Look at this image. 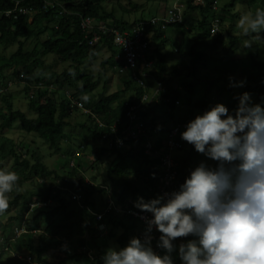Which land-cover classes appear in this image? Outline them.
Returning <instances> with one entry per match:
<instances>
[{"label": "trees", "instance_id": "trees-1", "mask_svg": "<svg viewBox=\"0 0 264 264\" xmlns=\"http://www.w3.org/2000/svg\"><path fill=\"white\" fill-rule=\"evenodd\" d=\"M17 1H21L26 6H33L38 10V13L32 18L29 15H20L17 19L6 17L3 13L12 10ZM54 1L55 4L53 6H49L44 10L42 9L43 0H0V44L4 46L18 44L17 51L11 57H0V60L4 61V65L0 67V76H3L5 70L10 71V79L27 84V93L31 90L30 84L33 82L42 83L45 86L42 89H37L34 97L28 95L29 109L35 115L34 118H30L25 112L15 109L11 98L2 94L3 101L6 104V111L4 113L0 112V117L3 119L0 131L3 134L6 129L12 128L14 123L19 122L22 130L28 133H35L49 145L51 150L60 153L65 136V128L69 125L68 119L73 112L78 111L70 108L69 100L64 93L67 90H73V96L83 100L86 108L92 112L88 115V122L81 124V128L87 129L95 140H104L108 144L114 140V135L109 128H99L96 123V117L105 125L116 124L118 134L122 136L123 131L129 124L127 118L129 107L137 105L145 91L133 81L130 73L125 71L121 74L123 88L113 93L103 91L97 97H89V94L97 90L99 84L98 80L93 79L92 72L87 70L89 63L104 49H108L112 52V58L110 59L112 66H116L115 58L120 57L121 54L113 45L112 34H101L98 31H94L92 34L87 35L81 28V20L83 17H91L97 22H106L110 18L113 20L111 26L120 30L131 27L133 24L118 20L113 13L104 11L103 4L111 0ZM237 3L254 6L257 4V0H229V3L225 4L222 9V12L228 16L223 18L224 24L227 19H230L232 25H234L241 17L240 13L232 11ZM135 8H138V5ZM212 17L213 13L208 7L202 8L189 5V9L185 13L184 22L171 26L178 29H187L191 32L197 30L199 41H195L196 43L189 51V56L192 58V65L189 71L194 76H196L200 68L199 65L201 66V63H203L202 60L205 63L209 59L208 54L199 51L197 46L212 49L223 43V32L215 37L211 35ZM143 19H138L135 22L143 21ZM149 30H154V34L150 38L148 56L150 60L155 61L149 85L155 82L161 84L162 87L161 96L158 103H155L156 106L154 108L164 109L162 115L166 123L168 121H173L176 125L189 123L187 120L181 122L176 119L175 107L180 105L181 102L179 91L173 89L170 86V82L179 75L180 71L175 69L168 72L167 55L163 52L164 44L168 43V39L165 37L166 31L154 28ZM96 34L100 36V40L96 45L92 46L89 42ZM211 38H215V40L209 44L208 41ZM31 39L39 41L41 47L39 51L28 52L25 50L26 42ZM235 44L236 40H233L231 47L234 49ZM234 49L227 53H232ZM48 55H55L62 62L69 63L68 69L50 78L37 76L35 69L41 66L40 72H42L46 68L44 58ZM73 69L75 70L74 75L71 72ZM222 70L224 74H226V71L227 73H238L244 76L249 83L242 93L233 97V102L236 105L240 103V97L244 93H249L251 99L255 97L258 103L264 107V61H260L254 56L236 60L230 59L224 62ZM7 83L8 81L6 80L5 84L7 85ZM47 86L48 88L45 89ZM52 86L62 91L59 93V99H57L58 96L56 97L55 92L49 89ZM180 87L189 94L186 97L187 105L203 110L204 113L220 104V102H217L210 105L207 100L194 103L190 95L195 88V84L192 82H184ZM128 92L134 93L135 97L125 99V95ZM85 96L88 97L87 100L83 99ZM176 101L179 104H176ZM151 104L153 103H150L147 107H150ZM154 108L152 110H155ZM151 115V112L143 109L142 116L145 121V129L148 132V138L145 136L137 139L128 138L125 147L122 149L102 147L96 153L97 158L105 154L115 156V160L108 168L107 176L111 181V191H115L117 204L128 210L140 211L135 206L138 200L143 198L144 201H147L152 197L157 198L162 186L160 160L147 154L146 144L148 140L153 143L152 152L159 149L167 140L170 128H167L166 125L159 128L160 124L157 121L160 118L155 115L151 117ZM159 130L166 132V139L163 140L153 135L154 132ZM176 139L179 140L177 137ZM81 147L83 146L79 147L80 151ZM84 149L85 147L82 150ZM21 151L13 139L4 135L0 137V158L12 161L13 172H16L19 176L17 188H14L13 192L8 194H15V197L10 201V208L7 212L12 210V208H17L16 217H12L10 221H19L20 225L27 217L26 228L28 233L21 235L15 241L13 249L20 253L26 251L35 260L46 264V255L50 251L65 252V246L68 243L79 242L80 253L69 255L58 264H64L68 260H76L82 256H86L91 261V264H103V257L109 249V238L107 236H99L96 229L98 222L93 212H103L108 202H104L102 210H98L93 196L96 191L106 193L107 187L91 186L86 184L84 179H77V170L75 169L66 174L49 169L36 154H33V160H30ZM175 161L178 163L179 176L171 187L167 189L168 193L179 191L180 186L190 177L186 172L188 159H185L183 164L177 160ZM33 178L42 181L41 184L46 186L43 192L39 195L32 192L20 193L24 183ZM61 181L63 182L62 186L60 185ZM71 191L82 196L80 203L71 199ZM34 196H38L39 199L34 201ZM49 201H51V205L48 207H40L31 211L33 203ZM33 212L35 214L29 218L28 215ZM103 222L108 225L109 229L112 228L111 231L109 230V237H117L118 243L122 248L126 247L132 238H136L137 230L144 225L132 215H117L114 211L106 215ZM118 229L122 230L119 235L116 232ZM11 232H13L12 229ZM11 232L10 235L4 238V243H0V248L11 241L13 238ZM35 234H37L36 242L33 241ZM192 239H195V237L178 238L174 241L176 245V251L172 254L174 264H182L179 257L181 241ZM85 246L94 250L95 257L93 260L83 252ZM165 254L164 250L163 255ZM11 260L16 264H29L14 257Z\"/></svg>", "mask_w": 264, "mask_h": 264}, {"label": "clouds", "instance_id": "clouds-1", "mask_svg": "<svg viewBox=\"0 0 264 264\" xmlns=\"http://www.w3.org/2000/svg\"><path fill=\"white\" fill-rule=\"evenodd\" d=\"M187 4L185 13L192 5L190 0ZM237 27L244 36L259 38L264 32V8L242 14ZM245 46L250 47L251 41L246 40ZM117 63L116 69L121 65L120 60ZM181 138L215 161L216 167L201 162L179 191L150 201L140 198L135 206L154 217L146 219L143 240L132 238L122 249L109 248L104 264H174V241L189 236L195 239L179 245L182 264H264V107L251 104L250 94L244 93L234 114L218 104L190 121ZM18 180L16 172L0 169V215L10 208L8 194ZM154 228L162 234L158 246L165 255H157L151 247ZM15 241L9 242L13 252Z\"/></svg>", "mask_w": 264, "mask_h": 264}, {"label": "rangeland", "instance_id": "rangeland-1", "mask_svg": "<svg viewBox=\"0 0 264 264\" xmlns=\"http://www.w3.org/2000/svg\"><path fill=\"white\" fill-rule=\"evenodd\" d=\"M264 0H257V4L254 6H248L244 3H237L234 13L245 14L247 12L254 13L257 8H264ZM225 3H229L226 0ZM173 4V0H111L103 4L104 11L106 13H113L115 18L118 20L133 23L138 19L149 20L152 17L158 16L165 7H169ZM138 5V8H135ZM1 18V14H0ZM240 19V18H239ZM238 19V20H239ZM232 25L230 19H227L223 26L222 39L223 43L219 44L217 47L212 49H206L204 46H197L199 51L206 52L209 56L208 61L202 60L201 66L199 65V70L194 76L190 73L189 68L192 65V58L189 56V51L191 47L197 42V30L194 32L188 31L187 29H178L175 27H168L166 31V38L168 43L164 44L163 52L167 55L168 60V72L178 69L179 75L173 78L170 82V86L173 89L179 91V99L181 104L175 107L176 119L181 122L192 121L198 115H203L204 111L193 106H189L186 103V97L189 95L186 90H183L179 86L184 82H192L195 84L194 92L191 95L194 103L207 100L210 105L220 102L225 107L229 109V112L234 114L237 110L239 104L233 102V97L239 95L243 92L245 87L249 84L244 76L238 73H223L222 66L224 62L230 59H240L248 58L254 56L260 61H264V32H262L259 38H255L256 34H251L250 36H244L241 29L237 27V22ZM107 22H113L112 19H108ZM215 38H211L208 43L211 44ZM233 40H236L235 49L231 47ZM250 40L251 46H245V41ZM196 41V42H195ZM199 41V40H198ZM39 41L31 39L26 42L25 50L28 52L39 51L40 45ZM18 49V44L12 46H4L0 44V57L9 58ZM232 53H227L231 50ZM112 52L108 49H104L99 53L96 58L89 63L87 67L88 71L92 72V77L99 81L97 90L89 97H97L100 92L106 91L107 93H113L117 90L123 88L121 81V74L118 72L116 67L118 66L117 60H115V65L112 66ZM45 69L41 71V66L35 69V73L44 78H50L53 75H59L63 73L69 67V63L62 62L55 55H48L44 58ZM4 65V61L0 60V67ZM72 74L74 75L75 70L73 69ZM11 72L8 70L4 71L3 76H0V85L6 88L5 95L11 98L12 104L15 109H19L25 112L28 117L34 118L35 115L29 109V96L30 91H26V83L17 80L10 79ZM230 78H232L230 80ZM6 80L8 81L7 85ZM245 82L243 87H230V84L239 85L240 82ZM37 83L33 82L30 86H35ZM156 86L157 83L154 82ZM48 86L45 88L47 89ZM55 92L57 99H59V93L62 91L58 90L57 87H49ZM36 89H34L35 91ZM50 91V90H49ZM74 92L73 90H70ZM65 93V92H64ZM131 92L125 95V99L130 98ZM3 96L0 95V112L4 113L6 111V104L3 101ZM251 104H259L257 99L254 97L251 99ZM260 105V104H259ZM159 115L164 112V109H158ZM3 119L0 117V125ZM69 125L65 128V136L61 145V152L56 153L51 150L49 145L39 138L35 133H28L20 128L19 122L13 124V127L6 129L1 136H7L13 139L21 149L22 153L26 158L33 160L32 155L36 154L41 158L43 163L52 170L59 171L61 174H66L71 172L73 169L77 170V179H87L88 182H94L97 187L103 186L107 187L106 193L95 192L93 200L95 201L98 210H102V204L108 202L109 196L112 195L115 199V191H111V181L108 179L107 172L111 163L115 160V156L105 154L97 158V150L102 147H108V144L104 140H95L89 133L87 129L81 128V124L88 122V115L83 111H75L68 119ZM167 128H171L176 124L173 121L165 122ZM186 128H181L180 133L177 138L181 141L184 148L181 150H175L172 156L175 160L180 163H184L185 159H188V164L186 167V172L190 175L194 168L198 167L201 162L207 163L211 167H216V162L208 159L203 154L198 153L195 147L188 144L181 138L182 132ZM155 137L166 139L167 135L164 130H159L153 133ZM80 146L85 147L84 150L79 149ZM80 152L81 154L75 155V153ZM75 162V166H71V162ZM79 162V163H78ZM80 164V166H79ZM94 165V166H93ZM0 169H6L8 171H14V166L12 161L3 160L0 158ZM49 183V182H48ZM47 183V184H48ZM63 185V182H60ZM45 185L41 184L40 180L33 178L27 180L20 193L32 192L37 195L41 194L45 189ZM113 193V194H112ZM68 194V193H67ZM108 196V198H107ZM15 194H10L9 198L12 201ZM34 201L39 199L38 196L33 197ZM35 212L28 215L31 218ZM17 215V208H12L9 212L4 215H0V242L2 239L10 235L11 229L19 225V221H10V219L15 218ZM25 218V217H24ZM112 228L109 230L111 231ZM117 234H121L122 230H116ZM12 233V232H11ZM108 233H110L108 231ZM108 239L109 248L122 249L118 243L117 237H109ZM34 242L37 241V234H35ZM188 241L182 240L181 243H187ZM180 243V244H181ZM79 242H71L65 246V252L50 251L46 255L48 264H58L64 260L69 255L75 253H80ZM24 255H29L28 252L24 251ZM12 255V254H11ZM9 253L5 254L0 261V264H16L12 261V256ZM104 262V261H103ZM46 263V264H47ZM64 264H91V261L86 257L82 256L76 260H68ZM104 264V263H103Z\"/></svg>", "mask_w": 264, "mask_h": 264}, {"label": "built area", "instance_id": "built-area-1", "mask_svg": "<svg viewBox=\"0 0 264 264\" xmlns=\"http://www.w3.org/2000/svg\"><path fill=\"white\" fill-rule=\"evenodd\" d=\"M43 8L47 9L49 6H53L55 4L54 0H43ZM189 0H174L173 4L169 7H166L164 11L158 16L152 17L149 20L138 21L133 23L131 27H127L125 29H116L113 28L109 23L102 21H95L91 17H83L81 20V28L85 34H92L94 31H98L101 34H112L113 35V45L118 49L121 56L119 60L121 65L118 67V72L123 74L125 71H128L131 75L133 81H135L140 87L146 90L147 85L146 81L150 77V73L154 67V61L149 59V51H150V38L154 34V30H149L154 28L156 30L165 31L170 25L183 23L184 21V13L187 9ZM192 5H197L200 7H208L210 11L213 13V17L211 18V26L210 31L212 36H216L217 34L222 32L223 29V18L228 17L226 14L222 12L221 1L222 0H190ZM38 13V10L33 6L23 5L21 1H17L15 7L12 10L6 11L3 14L6 17H14L17 19L20 15H29V17H34ZM100 40V36L98 34L94 35L93 39L89 42L90 45L94 46ZM23 77V76H21ZM45 87L42 83L36 84L35 86H30L31 97H34L35 91L37 89H42ZM34 89H36L34 91ZM6 91L5 87L0 88V95L4 94ZM162 91V87L159 84L154 95L151 97L147 93H145L142 99L138 102L137 105H131L127 111L128 118V126L123 131V135L120 136L118 134L117 125H105V123L101 122L96 116V123L98 127L101 129L109 128L111 129L112 134L114 135V140L109 142L110 148L122 149L126 145V140L128 138L137 139L141 136H145L148 138V132L145 129V121L142 116V111L144 109V104L148 102L158 103L159 95ZM66 97L69 100L70 108L77 109L78 111H83L85 114L90 115L92 112L86 108L83 100L79 98H75L73 96V92L67 90L65 92ZM176 104H179L176 101ZM187 124H177L169 129L168 138L165 143L159 148L152 152L153 143L148 140L147 154L152 157H156L160 160V169L162 171V186L160 187V192L158 193V197L168 193V188L175 182V180L179 176L178 163L175 161L172 153L175 150H181L184 148L183 144L180 140H177L176 137L180 133L181 128H186ZM83 147H81V150ZM81 154V153H80ZM77 152L75 155H80ZM71 166H75V162H71ZM42 182V181H40ZM86 184L91 186H95L94 182H88L85 180ZM157 197V198H158ZM71 199L81 202L82 196L79 194H75L71 191ZM156 199L154 197L149 198L147 201ZM51 205V201L49 202H36L31 205V211H34L36 208L40 207H48ZM114 211L117 215L128 214L132 215L134 218L138 219L141 226L136 232V238H140L143 240L147 224L146 219L154 218L151 213L128 210L123 208L121 205H118L116 202V198L114 199L112 195L109 196L108 204L103 212H93V214L97 218L96 229L100 237H104L108 234L109 227L106 223L103 222L104 217ZM26 220L22 222V224L14 227L13 229V238L12 242L21 237V235L28 233L26 228ZM152 242L151 247L153 251L157 255H163L164 249L158 246L159 238L162 235L155 228L152 233ZM3 239L1 243H3ZM83 252L87 254V256L93 260L94 259V250L90 249L88 246L83 248ZM3 253H10L14 258H17L21 261H26L29 264H43L35 260L31 255H24L20 252H13L9 246L4 245L0 248V258Z\"/></svg>", "mask_w": 264, "mask_h": 264}, {"label": "crops", "instance_id": "crops-1", "mask_svg": "<svg viewBox=\"0 0 264 264\" xmlns=\"http://www.w3.org/2000/svg\"><path fill=\"white\" fill-rule=\"evenodd\" d=\"M165 37H166V33H165ZM165 37H164V38H165ZM115 60H117V62H119V58H118V57H116ZM150 83H151L150 80H148V81H147V89L145 90V93L147 92V94L150 95V96L152 97V96L154 95V93H155L156 86H155L154 84L149 85ZM157 84H159V83H157ZM179 89H180V86H179ZM117 91H118V90H117ZM130 97H131V98H132V97L134 98V97H135L134 93H131ZM150 103H152V102L145 103L146 105L143 106V107H144V111L151 112V114H152L151 117H153V115H155V116H158V117L160 118V119L157 121V123L160 124V125H159V128L165 126V125H163V124L165 123V121H164V119H163V115H162V114L159 115V112H157V111H158V108H154V107L156 106V104L153 103V104H151L150 107H147V105H149ZM153 108H154L155 110H152ZM153 113H155V114H153ZM186 124H188V123H186Z\"/></svg>", "mask_w": 264, "mask_h": 264}]
</instances>
